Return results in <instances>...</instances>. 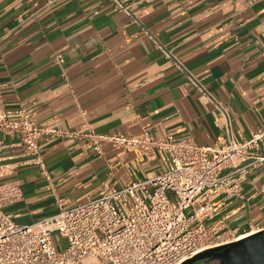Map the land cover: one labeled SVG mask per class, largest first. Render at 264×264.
Masks as SVG:
<instances>
[{
	"label": "crops",
	"instance_id": "0c3cea01",
	"mask_svg": "<svg viewBox=\"0 0 264 264\" xmlns=\"http://www.w3.org/2000/svg\"><path fill=\"white\" fill-rule=\"evenodd\" d=\"M122 1L130 14L112 0H0V108L22 106L37 125L69 132L223 142L220 110L165 49L225 109L234 140L264 129V0ZM0 139V182L23 193L5 210L20 223L52 215L58 197L73 206L165 168L138 149L103 142L97 153L82 136L46 134L44 175L15 137ZM262 182L264 162L246 171L240 195H208L215 209L204 225L264 226Z\"/></svg>",
	"mask_w": 264,
	"mask_h": 264
},
{
	"label": "built area",
	"instance_id": "2783aa9c",
	"mask_svg": "<svg viewBox=\"0 0 264 264\" xmlns=\"http://www.w3.org/2000/svg\"><path fill=\"white\" fill-rule=\"evenodd\" d=\"M112 1L117 9L131 13L130 4ZM163 51L218 107L227 138L221 143L198 144L191 139H159L146 130L129 135L91 129L76 133L39 126L22 106L7 111L0 108V134L15 137L11 145L22 146L44 175L38 140L46 134L82 136L97 153L103 142L138 149L147 158L162 157L165 164L156 176L110 192L101 190L96 198L73 206L58 197L52 215L29 223L15 221L5 210L22 199L19 182H0V264H181L202 250L238 240L241 234L235 228L204 225L205 217L215 209L206 198L220 193L240 195L246 171L264 162L258 152L264 145V129L242 141L234 140L225 109L176 57ZM7 145L0 139V149ZM256 194L264 197V182ZM60 238L66 239L64 247Z\"/></svg>",
	"mask_w": 264,
	"mask_h": 264
},
{
	"label": "water",
	"instance_id": "95a60500",
	"mask_svg": "<svg viewBox=\"0 0 264 264\" xmlns=\"http://www.w3.org/2000/svg\"><path fill=\"white\" fill-rule=\"evenodd\" d=\"M205 259L218 260V264H264V229L234 242L202 250L181 264H196Z\"/></svg>",
	"mask_w": 264,
	"mask_h": 264
},
{
	"label": "rangeland",
	"instance_id": "374dc122",
	"mask_svg": "<svg viewBox=\"0 0 264 264\" xmlns=\"http://www.w3.org/2000/svg\"><path fill=\"white\" fill-rule=\"evenodd\" d=\"M60 245L64 247L66 245V239L60 238ZM196 264H218V260H211V259L198 260Z\"/></svg>",
	"mask_w": 264,
	"mask_h": 264
},
{
	"label": "bare ground",
	"instance_id": "6f19581e",
	"mask_svg": "<svg viewBox=\"0 0 264 264\" xmlns=\"http://www.w3.org/2000/svg\"><path fill=\"white\" fill-rule=\"evenodd\" d=\"M253 232H254V231H250V232H247V233L241 234L240 236L237 237V239H240V238H243V237H245V236H247V235H250V234H252Z\"/></svg>",
	"mask_w": 264,
	"mask_h": 264
}]
</instances>
